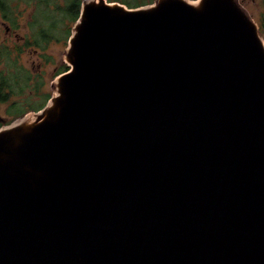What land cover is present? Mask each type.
I'll return each instance as SVG.
<instances>
[{
	"label": "water",
	"instance_id": "1",
	"mask_svg": "<svg viewBox=\"0 0 264 264\" xmlns=\"http://www.w3.org/2000/svg\"><path fill=\"white\" fill-rule=\"evenodd\" d=\"M197 1H83L54 95L0 127V264H264V35Z\"/></svg>",
	"mask_w": 264,
	"mask_h": 264
},
{
	"label": "rangeland",
	"instance_id": "2",
	"mask_svg": "<svg viewBox=\"0 0 264 264\" xmlns=\"http://www.w3.org/2000/svg\"><path fill=\"white\" fill-rule=\"evenodd\" d=\"M56 1L60 4L66 2V0ZM137 1L141 2L138 5L140 6L148 2H150L149 4L155 3L157 0ZM193 1L198 2L197 0ZM239 1L259 21L264 12V7L261 6L262 0ZM7 2L12 6V10L9 12L8 20L5 18V13L0 10V44L10 49L11 56L0 57V69L5 70L4 73H9L13 72L12 68L20 66L26 70L31 79L26 81L20 77L22 80L21 85H25L24 89L20 91L18 86L21 80L19 81V78H17L19 81L15 88L17 93L11 96L9 100L0 102V118L4 120L0 122L1 127L19 120L20 116L18 114L23 110L33 109L28 113L35 111V108L43 103L46 96L48 101L55 92L52 83L56 82V77L59 74L69 69L68 63L65 62V54L69 45L70 31L66 36L62 24H59L53 39L41 41L38 35H33V32H36L35 27L38 28V24L34 25V23L38 22L43 16L37 3L35 1L27 3L19 0H7ZM134 2L136 0H133ZM129 6L135 7L134 4ZM59 13L63 14L64 12ZM42 22H44V19H42ZM36 38L40 40L38 46L34 43Z\"/></svg>",
	"mask_w": 264,
	"mask_h": 264
},
{
	"label": "trees",
	"instance_id": "3",
	"mask_svg": "<svg viewBox=\"0 0 264 264\" xmlns=\"http://www.w3.org/2000/svg\"><path fill=\"white\" fill-rule=\"evenodd\" d=\"M19 1H25L27 3L31 1H35L39 9L41 10L43 16L38 22L34 23V25L38 24V28L35 27L36 32H33V35H38L41 41H48L50 39H53L55 37L54 35L55 30L59 24H62L66 36H68L69 31H70L69 35H71L72 27L75 21L77 20V18L79 17V13H80L79 12L80 0H66L65 4H60L56 0H19ZM121 2L127 4L128 6L132 4L138 6L139 4H141V2L137 0L134 3L133 0L132 1L121 0ZM261 6L264 7V0H262ZM0 10H2L5 13V18L8 20L9 12L12 10V6L8 4L7 0H0ZM62 11L64 13L60 14L59 12ZM42 19H44V22H42ZM258 22L260 23L261 31L264 35V12L260 16ZM40 40L36 38L34 42L35 45L37 46L40 45ZM3 56L10 57L11 51L9 48L0 44V57ZM12 69L13 72H9V73H4L5 70L0 69V102H5L9 100L11 96L17 93L15 91V88L16 85L19 84L21 78L26 81L31 79V76H28V73L22 67L16 66ZM17 78H19V81L17 80ZM21 83L22 80L18 86V88H20V91H22L25 86V85L24 86L21 85ZM46 102H48L47 96L44 98L43 103L40 106H38L40 108L38 107H37L38 109L35 108L36 109L35 111L43 108L46 105ZM30 110L33 109L23 110L18 114V116L23 117Z\"/></svg>",
	"mask_w": 264,
	"mask_h": 264
},
{
	"label": "flooded vegetation",
	"instance_id": "4",
	"mask_svg": "<svg viewBox=\"0 0 264 264\" xmlns=\"http://www.w3.org/2000/svg\"><path fill=\"white\" fill-rule=\"evenodd\" d=\"M83 1H84V0L80 1L81 3H80V7H79V8H80V9H79V12H80V10H81V5H82ZM149 3H150V2H148L147 4H149ZM79 14H80V13H79ZM77 19H78V18H77ZM75 22H76V21H75ZM70 36H71V35H70ZM70 36H69V38H70ZM68 41H69V39H68ZM65 71H67V69H66ZM65 71H64V72H65ZM0 119H3V118H0ZM0 122H2V121H0ZM0 127H1V125H0Z\"/></svg>",
	"mask_w": 264,
	"mask_h": 264
},
{
	"label": "clouds",
	"instance_id": "5",
	"mask_svg": "<svg viewBox=\"0 0 264 264\" xmlns=\"http://www.w3.org/2000/svg\"><path fill=\"white\" fill-rule=\"evenodd\" d=\"M50 98H51V97H50ZM50 98H49V99H50ZM48 101H49V100H48ZM46 104H47V103H46ZM41 109H42V108H41ZM39 110H40V109H39ZM37 111H38V110H37ZM27 113H28V112H27Z\"/></svg>",
	"mask_w": 264,
	"mask_h": 264
}]
</instances>
